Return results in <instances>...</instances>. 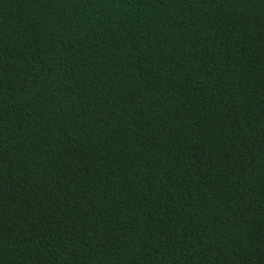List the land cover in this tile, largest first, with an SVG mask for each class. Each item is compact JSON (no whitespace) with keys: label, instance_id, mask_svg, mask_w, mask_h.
Masks as SVG:
<instances>
[{"label":"trees","instance_id":"trees-1","mask_svg":"<svg viewBox=\"0 0 264 264\" xmlns=\"http://www.w3.org/2000/svg\"><path fill=\"white\" fill-rule=\"evenodd\" d=\"M0 264H264V0H0Z\"/></svg>","mask_w":264,"mask_h":264}]
</instances>
